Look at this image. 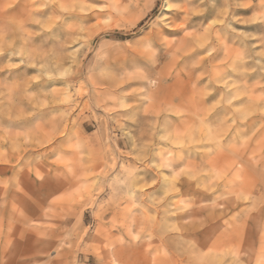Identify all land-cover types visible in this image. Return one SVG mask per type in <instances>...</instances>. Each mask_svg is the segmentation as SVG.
I'll return each instance as SVG.
<instances>
[{
	"label": "rangeland",
	"instance_id": "1",
	"mask_svg": "<svg viewBox=\"0 0 264 264\" xmlns=\"http://www.w3.org/2000/svg\"><path fill=\"white\" fill-rule=\"evenodd\" d=\"M262 12L0 0V264L264 260Z\"/></svg>",
	"mask_w": 264,
	"mask_h": 264
},
{
	"label": "snow or ice",
	"instance_id": "2",
	"mask_svg": "<svg viewBox=\"0 0 264 264\" xmlns=\"http://www.w3.org/2000/svg\"><path fill=\"white\" fill-rule=\"evenodd\" d=\"M97 2H98V0H97ZM93 7H95V3L93 4ZM251 7L254 8L255 6H251ZM259 7L262 8V9H264V0H259ZM61 9H62V11H65V12H68L69 11V9L68 8H65L63 5H61ZM71 10L72 11H75V8H73ZM100 10L103 11V8H101ZM261 15H264V12H262ZM213 23H216V22L214 21ZM163 166L164 167H169V165L167 163H165ZM132 238L133 239H137L138 237L133 236ZM259 264H264V260H261L259 262Z\"/></svg>",
	"mask_w": 264,
	"mask_h": 264
},
{
	"label": "bare ground",
	"instance_id": "3",
	"mask_svg": "<svg viewBox=\"0 0 264 264\" xmlns=\"http://www.w3.org/2000/svg\"><path fill=\"white\" fill-rule=\"evenodd\" d=\"M182 44H183V42H182ZM165 74V73H164ZM204 99V98H203Z\"/></svg>",
	"mask_w": 264,
	"mask_h": 264
}]
</instances>
